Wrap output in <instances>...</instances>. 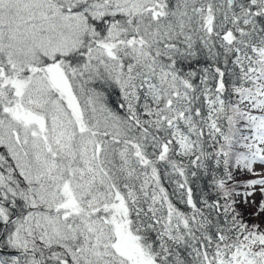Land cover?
<instances>
[{"label":"snow or ice","instance_id":"obj_1","mask_svg":"<svg viewBox=\"0 0 264 264\" xmlns=\"http://www.w3.org/2000/svg\"><path fill=\"white\" fill-rule=\"evenodd\" d=\"M0 264H264V0H0Z\"/></svg>","mask_w":264,"mask_h":264},{"label":"rangeland","instance_id":"obj_2","mask_svg":"<svg viewBox=\"0 0 264 264\" xmlns=\"http://www.w3.org/2000/svg\"><path fill=\"white\" fill-rule=\"evenodd\" d=\"M258 199V197H257ZM254 211V207L252 206H249V208L246 210V213H245V219H248L250 222L252 221L253 217L250 215V213Z\"/></svg>","mask_w":264,"mask_h":264}]
</instances>
